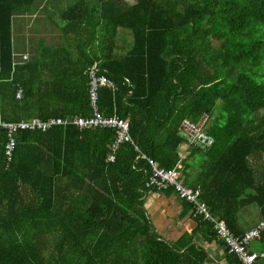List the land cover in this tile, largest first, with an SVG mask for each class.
<instances>
[{
    "label": "trees",
    "instance_id": "16d2710c",
    "mask_svg": "<svg viewBox=\"0 0 264 264\" xmlns=\"http://www.w3.org/2000/svg\"><path fill=\"white\" fill-rule=\"evenodd\" d=\"M34 2L0 0V119L92 116L96 65L111 82L98 89L97 109L127 120L134 145H120L109 162L112 130L57 126L19 132L9 157L3 131L0 264H206L192 240L171 245L154 234L143 198L157 190L145 188L150 169L140 154L167 171L181 165L184 183L200 188L236 236L247 233L244 209L257 206L264 221V0H79L61 15L59 45L41 42L15 62L13 17ZM121 30L132 37L123 56ZM204 115L215 143L194 149L193 174L179 128ZM198 220L226 263L241 264ZM259 242L264 253V232Z\"/></svg>",
    "mask_w": 264,
    "mask_h": 264
},
{
    "label": "built area",
    "instance_id": "2783aa9c",
    "mask_svg": "<svg viewBox=\"0 0 264 264\" xmlns=\"http://www.w3.org/2000/svg\"><path fill=\"white\" fill-rule=\"evenodd\" d=\"M23 61L27 58L22 57ZM96 65L89 70L90 78V98L93 114L90 117H74L68 119H50L41 121L31 119L18 123H7L0 119V134L4 131L7 136L6 154L11 157L16 147V136L22 131H41L45 132L52 127L75 126L79 131L91 129H108L114 132V138L110 145V152L107 157L109 162L115 160V153L119 146L124 143L134 145L129 135V124L127 120L120 119L116 116L106 117L102 115L96 105L98 98V89L101 86H110L111 82L105 75H97ZM22 90L17 93V99L22 98ZM209 117L204 115L196 122L190 119H184L180 125V135L185 140L183 145L184 154H180L185 160L190 151L194 149L207 151L215 143L213 136L208 133ZM145 160L150 169V175L145 182V188L157 191H175L178 197L187 202L190 206V212L193 217L206 221L212 225L215 235L220 238L228 250L229 254L234 255L241 264H262L264 253H257L251 250L254 241L260 240L264 232V221L248 231L244 236H236L222 220H216L211 215L207 205L201 199V191L198 187L186 185L182 178V172L179 165L176 170L167 171L160 167L158 162L139 155Z\"/></svg>",
    "mask_w": 264,
    "mask_h": 264
},
{
    "label": "crops",
    "instance_id": "0c3cea01",
    "mask_svg": "<svg viewBox=\"0 0 264 264\" xmlns=\"http://www.w3.org/2000/svg\"><path fill=\"white\" fill-rule=\"evenodd\" d=\"M79 0H35L27 13L13 17V21L20 26H26L27 43L30 34L34 31L39 43L45 42L47 45H59L63 41L62 31L66 23L62 21L61 15L68 11ZM129 5H133L135 0H126ZM35 19L30 23L29 18ZM132 44V37L127 31H120L118 36V54L125 55ZM37 51L14 54V61H20L22 57L27 60ZM26 60V61H27ZM25 62V61H23ZM182 153L184 150L182 147ZM195 150L190 151L185 161L191 164L189 172L195 174L200 167L201 158L198 155H191ZM181 166V165H180ZM143 208L145 214L153 227V232L160 240L175 245L183 239L192 240V243L206 253V264H227L224 258V250L215 241L208 239V234L202 223L192 216L189 205L180 199L175 191H151L143 198ZM261 220L254 226L242 225L245 232L251 231L260 224ZM252 250L258 251L252 245Z\"/></svg>",
    "mask_w": 264,
    "mask_h": 264
},
{
    "label": "rangeland",
    "instance_id": "374dc122",
    "mask_svg": "<svg viewBox=\"0 0 264 264\" xmlns=\"http://www.w3.org/2000/svg\"><path fill=\"white\" fill-rule=\"evenodd\" d=\"M34 17L30 16L29 21L32 23L34 21ZM26 26H20L17 25L15 21L12 23V38H13V51H15L16 54H20L24 52H31L36 47L38 48L39 42L37 41L36 37L38 36L37 33L34 31L30 34V40L27 43V32H26ZM124 32L123 30H121ZM214 47L218 48L219 43L213 42ZM262 115H264V112H262ZM260 214L259 209L257 206H252L250 208L244 209L240 214V223L241 225H247V226H254L260 221ZM254 244V247L257 248L258 251L262 250V245L260 244L259 240H256L252 243ZM251 245V248H252Z\"/></svg>",
    "mask_w": 264,
    "mask_h": 264
}]
</instances>
